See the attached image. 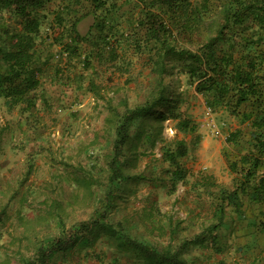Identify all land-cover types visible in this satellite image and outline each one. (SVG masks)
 I'll list each match as a JSON object with an SVG mask.
<instances>
[{"label":"rangeland","instance_id":"374dc122","mask_svg":"<svg viewBox=\"0 0 264 264\" xmlns=\"http://www.w3.org/2000/svg\"><path fill=\"white\" fill-rule=\"evenodd\" d=\"M63 4L55 0L38 7L46 15L39 43H44L43 38L46 43L52 41L46 35L52 33V28H47L53 11L66 15L62 26L68 32L71 17L61 9ZM71 15L74 18L75 14ZM125 19L114 23V29L107 25L103 34L123 39L131 26ZM3 20L10 30L19 27V20L8 10L0 11ZM93 23L94 13L89 12L78 17L76 30L89 39L97 37L99 27L89 30ZM53 27L61 28L58 24ZM60 48V43L55 44L48 54L61 72L54 73L55 67L43 72L42 88L36 93L44 97L37 99L32 114L10 108L0 97V264L25 263L40 242L62 233V224L67 229L94 217L106 206H110L109 221L156 246L178 245L182 238H192L216 224L213 233L219 236L217 247L208 240L184 251V257L195 264H264V213L258 212L256 204L250 205L246 196L222 200L221 191L227 194L233 185L227 149L236 147L227 135L239 121L227 112L210 109L205 95L189 84L186 73L175 68L165 76V83L172 96H179L178 112L195 129L184 131L181 118L171 111L158 136L146 126L136 138L138 130L131 128L130 138L117 157L122 176L110 181L118 115L150 96V67L145 56L119 50L117 61L93 57L85 68L79 62L83 57H70L60 53ZM177 140L190 148L189 155L180 160L187 171L185 179L172 175V167L164 158V151ZM193 197H199L197 203ZM221 205L223 219L217 215ZM168 226L175 227L176 233ZM104 237L99 235L94 241L107 252L111 246L103 243ZM85 244L82 240L81 246ZM87 247L93 249L95 244ZM60 263L59 256L49 262Z\"/></svg>","mask_w":264,"mask_h":264},{"label":"trees","instance_id":"16d2710c","mask_svg":"<svg viewBox=\"0 0 264 264\" xmlns=\"http://www.w3.org/2000/svg\"><path fill=\"white\" fill-rule=\"evenodd\" d=\"M52 1L55 0H0V11L8 10L19 20V27L14 30H10L5 20L0 21L3 34L0 97L10 108L19 107L21 113L32 114L37 99L43 100L44 94L36 93L42 88L43 72L53 67L56 68L54 73L61 72L48 54L55 44L60 43V53L83 57L79 62L85 68H89L93 57L117 61L119 50L126 55L145 56L152 77L150 96L144 103L127 107L118 115L115 154L109 175L110 181H115L122 176V164L117 157L130 138L131 128L138 130L136 138L146 126L153 136H158L171 111V115L181 118L180 127L184 131L195 129L189 119L178 112L179 96H172L165 83V76L179 68L187 74L189 84L205 95L210 109L227 112L239 121V127L227 135L229 142L238 144V158L230 162V170L239 176L233 189L222 195L223 200L242 193L264 207V0H60L64 2L61 9L71 17V26L67 32L62 26L66 15L61 10L53 11L52 23L47 28H52V33L46 35L52 41L46 43L43 38L41 44L37 38L45 30L42 19L46 15L41 14L38 7ZM79 8L83 13L78 14ZM89 12L94 13V23L89 30L99 27L98 36H90V39L76 30L78 17ZM71 13L75 14L74 18ZM122 17L131 23L127 34L122 32L123 39L103 34L108 28L114 29L113 24L122 21ZM53 23L61 28L55 30ZM243 127L248 128L251 142L243 138L246 135ZM187 153L188 145L183 140L175 141L173 147L164 151L172 175L183 177L180 160ZM109 207L67 229L62 224V233L48 241H39L34 256L23 264H49L56 256L75 248L85 237L91 239L90 234H94L93 240L106 235L105 241L115 252L134 254L148 264H195L184 257L185 250L208 240L217 247L218 236L213 233L216 224L178 245L156 246L131 236L122 226L109 221ZM219 209L217 215L223 219L225 210L222 205Z\"/></svg>","mask_w":264,"mask_h":264},{"label":"crops","instance_id":"0c3cea01","mask_svg":"<svg viewBox=\"0 0 264 264\" xmlns=\"http://www.w3.org/2000/svg\"><path fill=\"white\" fill-rule=\"evenodd\" d=\"M237 127H239V126H237ZM243 129L245 130V133H246V135H244L243 138L244 137L247 138V136H248L249 137L248 141L251 142V140H250L251 136H250V132H249L248 128L243 127ZM237 148H238V144H236L235 148H228L227 149L228 154L226 155L229 171L233 175V185H232L231 190L235 186L237 178L239 176L235 172L230 170V162L235 157L238 158V156H237ZM189 153H190V148H189V145H188V153L185 156L187 157L189 155ZM182 167H184V165H182ZM186 172L187 171H186V169L184 167L183 168V173H184L183 179H185V177H186V174H187ZM221 192H222V195H223L224 191H221ZM200 195H202V193H200ZM240 195L242 197L246 196V198L248 199V202L250 203V205L256 204L258 206V208H259V211H258L259 213H264V207L262 205L251 201L249 199V197L247 195H245V194L240 193ZM193 199H194V202L197 203L196 199H199V197H193ZM222 200H223V197H222ZM212 201H215V199L212 198ZM190 203L193 204V202H190ZM219 205H220V203L217 205V207ZM200 209H201V207L198 206V210H200ZM218 210H220V209L218 208ZM239 210H240L241 214H243L244 211H241L242 208H239ZM191 214H193V212H191ZM211 226H208L207 228H209ZM171 230H173L176 233L175 227H172V228L169 227V231L170 232H171ZM178 233H179L180 237L184 236L180 232H178ZM104 236L105 237H104L103 243L106 242L105 241L106 235H104ZM217 236H218V234H217ZM87 237L84 238V240H85V242L87 244L81 246V242H80V244H78L75 248L66 251L67 253L65 255H63V256L60 255L59 256L60 259H61V263L60 264H148V263H146L145 260L138 259L136 256H134V254H127V253L122 254V253L115 252V250H113L112 247L109 248V250L106 252L104 249H101V246L97 245L99 242H95L94 240L88 239ZM183 239L184 238H182V240ZM218 240H219V236H218V239H216V241H218ZM170 241H171V238H169L168 242H170ZM92 244H95V248H93V249L89 248L88 249L87 246L88 245L91 246ZM69 251H71V252L68 253ZM72 254H75V255H72ZM192 262H194V261H192Z\"/></svg>","mask_w":264,"mask_h":264}]
</instances>
